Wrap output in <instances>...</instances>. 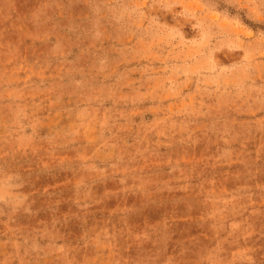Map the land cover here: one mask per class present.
<instances>
[{
	"label": "rangeland",
	"instance_id": "1",
	"mask_svg": "<svg viewBox=\"0 0 264 264\" xmlns=\"http://www.w3.org/2000/svg\"><path fill=\"white\" fill-rule=\"evenodd\" d=\"M0 264H264V0H0Z\"/></svg>",
	"mask_w": 264,
	"mask_h": 264
}]
</instances>
